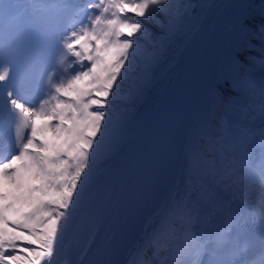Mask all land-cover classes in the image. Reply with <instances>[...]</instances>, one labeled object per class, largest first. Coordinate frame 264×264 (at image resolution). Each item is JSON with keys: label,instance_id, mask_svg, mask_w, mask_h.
Listing matches in <instances>:
<instances>
[{"label": "snow or ice", "instance_id": "1", "mask_svg": "<svg viewBox=\"0 0 264 264\" xmlns=\"http://www.w3.org/2000/svg\"><path fill=\"white\" fill-rule=\"evenodd\" d=\"M191 7L179 0H41L18 25L5 23L0 7V264H56L69 234L95 264H116L120 244L157 201L150 244L167 239L174 264H264V128L259 165L248 130L227 133L218 163L186 147L188 190L163 196L180 113L174 96L154 95L156 72ZM236 29L241 43L215 92L228 96L229 110L258 95L264 114V75L257 80L248 67L250 51L264 57V23L252 28L241 18ZM53 52L39 92L43 72L36 69ZM69 58L70 74L62 70ZM241 175L258 179V196L232 181ZM210 208L219 213L217 226L197 224ZM250 223L259 224L258 235Z\"/></svg>", "mask_w": 264, "mask_h": 264}, {"label": "bare ground", "instance_id": "2", "mask_svg": "<svg viewBox=\"0 0 264 264\" xmlns=\"http://www.w3.org/2000/svg\"><path fill=\"white\" fill-rule=\"evenodd\" d=\"M198 1H200L199 10L189 14V18L185 22L183 34L176 40L175 44L168 51L165 59L160 64L156 72V88L154 95L164 94L165 90L168 87V84L170 83L171 89L168 94L170 96L172 88L174 87L182 68L185 66L189 55L204 33L209 20L213 17L224 0ZM258 1L259 0H232L233 3L231 2L232 5H230L229 10L226 8L222 14L224 18H228L229 23H227L228 25L223 33L224 46L223 48H220L218 61L213 68V71L200 98V104L196 109L187 143V147L192 146L200 147L201 149H203L205 157L209 161L215 162V159H217L214 157L215 148L212 145V141L224 125H230L232 123V119L234 120L239 117L243 122L238 123V125L243 127L244 129H247L249 133L254 134V137H252L253 144L257 143L259 129L262 125H264V114H262L260 108L257 107V103L254 104L255 106L251 107L250 109H244V111L240 109L234 110L232 112L231 118L224 116L223 110L226 106V103L224 101L228 99V96L225 95L224 97H219L215 92L217 77L219 75L220 69L228 62L230 57L233 56L237 49V46L241 43L239 33L236 29L237 20L242 18L248 21L249 25L252 28L257 27L262 20L260 14L256 15L255 13L256 8H259L255 6V3H257ZM15 2L18 7H22L27 11H31V6L34 3H38L39 1L15 0ZM88 2L89 0H74L73 4L81 6L86 5ZM179 42H181V44L178 46ZM253 43L257 46L259 45L258 40L253 41ZM186 49L187 51L185 52ZM248 54L255 57L254 61L249 62L248 67H253V65H256L257 67L264 65V57H261L257 50H252ZM73 67V62H70L66 67H64L63 71L70 74V69H72ZM260 71L261 69L258 68V70L252 73L253 76L255 78L260 76ZM137 75L138 72L136 76ZM134 83L135 80L133 84ZM232 98H237V96L233 93ZM187 190L188 184L185 172V160H183L180 171L174 183L169 188L166 196L172 193L183 195ZM221 190L223 189L221 188ZM197 218V224L206 223L208 225L210 222V214L208 212L206 218L204 215L197 216ZM153 219L154 213L146 221L145 225L139 233L138 238L133 243L130 250L126 253L120 264L160 263V257L157 258L154 255L156 246L150 244ZM162 240L163 239H161V241ZM87 254L88 252H85L83 250L79 255L77 261L74 262L73 260H70L64 262L63 264H79Z\"/></svg>", "mask_w": 264, "mask_h": 264}, {"label": "rangeland", "instance_id": "3", "mask_svg": "<svg viewBox=\"0 0 264 264\" xmlns=\"http://www.w3.org/2000/svg\"><path fill=\"white\" fill-rule=\"evenodd\" d=\"M179 2L180 3L190 4L192 6L190 11H189V14L198 11L199 7H200V1H198V0H179ZM232 3L228 5V7H227L228 10H229L230 5H232ZM255 4H259V3L257 2ZM262 19L264 20V17ZM155 30L156 29H155V25L154 24L149 26V31L155 32ZM221 40H222V38H221ZM141 43L144 45L145 48H150L151 47L148 44V41H146V40L142 41ZM180 44H181V42L178 43V46ZM223 46H224V43H222V47ZM137 62L139 63V57H137ZM254 67H256V68H254ZM249 68H251L253 70V73H254V71L258 70V68L261 69L260 77H261L262 73L264 72V65L263 66H258V67L256 65H253V67L249 66ZM137 72H138V69L133 71V73H132L133 79H132V83H131L129 89L131 88V86H132V84H133V82L135 80ZM234 94L239 96V93H234ZM256 103L258 104L257 107H259L260 101H259L258 95L252 97V99L247 104H244V105H233L231 110H229L228 106H226L224 108V110H223L224 111V116H226L228 118H231L232 117V112L234 110H236V109L239 110L240 109V110L244 111V109H247V108L255 106L254 104H256ZM231 122H232L231 124H233V127H230L231 130L239 131L238 127L236 125L241 122L240 118L238 117V118H236L234 120L232 119ZM224 127H225V125L220 129V131L217 133V136L212 141V145L215 148L214 157L217 158V159H215V162H217V163L219 162V151H218V149L221 147V144L226 145L229 142V137H228L227 133H230V132L228 130H224ZM237 180H238L239 184L242 185L246 191L251 189L253 196H258L259 195L260 184H259L258 180L249 179L245 175H241L239 177H236V176L232 177V181H237ZM165 244H167V247L170 248V244H169L167 239L162 240L159 245L163 246ZM167 247H166V250H162V249L157 250L155 252V255L162 256L161 264H174V260H173L174 257L172 256L171 252L169 251V249ZM164 259H165V263H163Z\"/></svg>", "mask_w": 264, "mask_h": 264}, {"label": "water", "instance_id": "4", "mask_svg": "<svg viewBox=\"0 0 264 264\" xmlns=\"http://www.w3.org/2000/svg\"><path fill=\"white\" fill-rule=\"evenodd\" d=\"M212 36H213V32H212V34L210 35V37L208 38L207 43L205 44V47H204V51H203V52L201 53V55L198 57V59H197V61H196V64H198L197 62L200 61L202 55L204 54V52L207 50L208 46L210 45L211 40H212ZM214 36H215V35H214ZM196 64H195V65H196Z\"/></svg>", "mask_w": 264, "mask_h": 264}, {"label": "trees", "instance_id": "5", "mask_svg": "<svg viewBox=\"0 0 264 264\" xmlns=\"http://www.w3.org/2000/svg\"><path fill=\"white\" fill-rule=\"evenodd\" d=\"M131 82H132V76H130V78L126 81V83L124 85V89H123L124 92H126L128 90Z\"/></svg>", "mask_w": 264, "mask_h": 264}]
</instances>
